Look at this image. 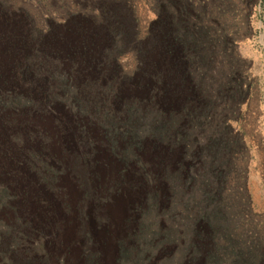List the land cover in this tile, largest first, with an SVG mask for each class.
<instances>
[{"label": "rangeland", "instance_id": "374dc122", "mask_svg": "<svg viewBox=\"0 0 264 264\" xmlns=\"http://www.w3.org/2000/svg\"><path fill=\"white\" fill-rule=\"evenodd\" d=\"M197 220L264 254V0H0V264H179Z\"/></svg>", "mask_w": 264, "mask_h": 264}, {"label": "trees", "instance_id": "16d2710c", "mask_svg": "<svg viewBox=\"0 0 264 264\" xmlns=\"http://www.w3.org/2000/svg\"><path fill=\"white\" fill-rule=\"evenodd\" d=\"M170 15L174 18V24L171 29L165 34L167 47L170 51L179 48L186 56L190 50L197 47V41L194 36H190L189 27L192 24L191 14L186 8L175 10L171 7ZM188 58V56H187ZM239 85V83H238ZM231 85L226 87V90L221 91V96L230 99L232 94H229ZM241 89L238 86V91ZM233 93V91L231 92ZM216 98V96H215ZM222 141L228 146V152L236 144L233 139L226 133L222 137ZM219 142L218 137H214L207 142V145L216 144ZM233 145V146H232ZM206 153V151H205ZM194 234L196 241L189 243L188 248L184 251L183 256L180 258L179 264H264V254L260 251H251L250 249H243L241 251H229L223 246H218L216 242L217 232L216 229L209 225L207 221L197 220L194 226ZM204 241L208 242V246H204ZM246 249L248 251H246Z\"/></svg>", "mask_w": 264, "mask_h": 264}, {"label": "bare ground", "instance_id": "6f19581e", "mask_svg": "<svg viewBox=\"0 0 264 264\" xmlns=\"http://www.w3.org/2000/svg\"><path fill=\"white\" fill-rule=\"evenodd\" d=\"M119 211H120V210H119ZM117 214H118V212H117ZM117 214H116V215H117Z\"/></svg>", "mask_w": 264, "mask_h": 264}]
</instances>
